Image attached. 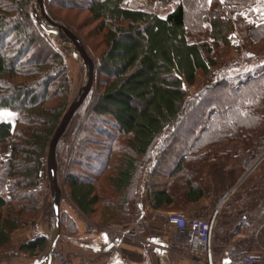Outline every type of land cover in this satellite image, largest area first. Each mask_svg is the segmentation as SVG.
<instances>
[{
	"label": "trees",
	"instance_id": "1",
	"mask_svg": "<svg viewBox=\"0 0 264 264\" xmlns=\"http://www.w3.org/2000/svg\"><path fill=\"white\" fill-rule=\"evenodd\" d=\"M31 1L0 0V111L15 114L14 124L0 121V146L11 150L0 156V252L40 218L44 159L69 108L65 59L33 18ZM52 4L87 12L103 35L95 63L102 90L77 110L81 128L64 175L62 199L84 217L104 227L123 223L144 176L154 210H185L202 201L211 165L237 164V149L256 145L264 132V64L195 97L187 89L218 66L216 48H229L234 34L258 47L254 64L261 61L264 0H176L165 16L125 0ZM199 36L207 39L190 40ZM61 226L76 231L65 212ZM48 247L40 235L19 248L46 257Z\"/></svg>",
	"mask_w": 264,
	"mask_h": 264
},
{
	"label": "crops",
	"instance_id": "2",
	"mask_svg": "<svg viewBox=\"0 0 264 264\" xmlns=\"http://www.w3.org/2000/svg\"><path fill=\"white\" fill-rule=\"evenodd\" d=\"M244 171L240 162L211 165L206 171L202 201L182 211L154 210L148 196L149 177L141 178L137 197L129 203L127 218L123 223L109 227L87 219L64 200L61 210L74 220L76 231L61 230L52 264H243L236 262L231 247L236 245L247 253L260 252L254 234L264 219V165L260 172H255V178L242 187ZM230 192L232 194L218 218L212 241V260L192 246L177 242L183 234L168 223V214L180 212L189 219H210ZM141 228L143 236L138 234ZM53 230L54 216L52 220L51 213L45 209L38 221L13 233L12 246L20 247L40 235L45 236L50 244ZM23 254L20 258L5 260L3 264L46 262L43 254Z\"/></svg>",
	"mask_w": 264,
	"mask_h": 264
},
{
	"label": "rangeland",
	"instance_id": "3",
	"mask_svg": "<svg viewBox=\"0 0 264 264\" xmlns=\"http://www.w3.org/2000/svg\"><path fill=\"white\" fill-rule=\"evenodd\" d=\"M125 0V6L133 9H142L149 12H154L158 15L165 16L169 11L172 10L174 5L176 4V0H169L165 2L164 0ZM52 2H56V0H43V11L45 12L46 17L53 24L43 16L42 10L40 7V3L38 0L31 1L30 11L33 18L38 22L40 27L44 30V32L50 37L51 44L55 50L59 51L65 59L67 68H68V76L70 80V94H69V108L70 106L80 99L85 92L88 80H89V66L84 61L82 56L77 51L74 44L70 41H67V37L63 33L62 27L67 28L71 32H73L81 41L84 46L86 53L93 60L94 66L97 61L98 56L104 51V47L102 45V34L97 30L98 23L92 21L89 14L83 11H75L68 10L63 11L57 7H54ZM200 39H207L206 36H199L196 38H190L191 41H197ZM242 47V51L240 53L237 52L238 47ZM256 46H250L249 41L246 38L240 36L239 34H234L232 38V44L230 47L225 48H216L215 57L218 61V66L214 68L210 74L208 75H200L198 79V83L196 86L187 89V95L189 97L198 96L205 89L213 86L222 78H240L241 74H247L248 72L254 71L255 65H263L264 64V55L259 57V63L254 64V61L258 59L257 55L254 52H257ZM260 49V48H259ZM258 49V50H259ZM96 68V66H95ZM253 68V69H252ZM103 76L95 70L94 74V82L91 88L93 90V94H97L102 90L101 83L103 80ZM90 91V92H91ZM68 108V109H69ZM205 107L202 109L204 111ZM81 119L82 113L76 112L71 122L69 123L65 133L60 139L58 145L59 148L56 149V167H57V178L58 184L62 189V193H65L64 188V175L68 167L70 166V162L72 159V151L74 150L76 139L78 136V132L81 128ZM0 121H8L11 124L15 122V114L8 111H0ZM95 138L104 141V138L99 134L95 133ZM264 140V132L256 142L255 146L237 149V155L240 157L239 162L244 167L243 181L242 187L246 186L248 183L255 178L257 172H260V168L264 165V161L260 164L254 173L246 176V168L243 165L242 161L245 157L244 152L248 149L250 150H258L262 147V141ZM58 147V146H57ZM49 153V151H48ZM48 153L45 156L44 162L45 166L42 171L41 177V185H40V206H41V215L42 217L45 209L52 215L53 220V211L51 206V190H50V181L48 177V169H47V157ZM11 154L10 145L0 146V156L5 157ZM144 178H148V176H144ZM250 178V179H249ZM248 180V181H247ZM240 182V184H241ZM239 186V185H238ZM232 192V191H231ZM62 194V197H63ZM65 199H62L61 202H64ZM64 212V211H63ZM62 213V210H61ZM40 218L34 220L38 221ZM62 230V228H61ZM69 232V231H68ZM13 245V244H12ZM10 250H20L19 246H12L6 250L1 251L0 253H6V251ZM22 253H25L21 251ZM47 257V256H46ZM45 257V260H46Z\"/></svg>",
	"mask_w": 264,
	"mask_h": 264
},
{
	"label": "built area",
	"instance_id": "4",
	"mask_svg": "<svg viewBox=\"0 0 264 264\" xmlns=\"http://www.w3.org/2000/svg\"><path fill=\"white\" fill-rule=\"evenodd\" d=\"M244 155L245 157L242 163L246 168L247 176L254 173L255 169L264 161V140L262 141V147H260V149L256 151L248 149L244 152ZM231 194L230 192V194L226 196L210 219H189L185 214L180 212L168 214V223L175 226L183 234V237H178L177 242L192 246L206 255L209 261L212 260V241L218 228V218L221 214L223 205ZM138 234L143 236L144 230L141 228ZM254 235L259 244L260 252L247 253V251L241 250L240 247L234 245L231 247V254L235 256L236 262H241L243 264H264V219L260 222ZM23 255L24 254L19 250H10L3 254L0 253V264H3L5 260L20 258Z\"/></svg>",
	"mask_w": 264,
	"mask_h": 264
},
{
	"label": "water",
	"instance_id": "5",
	"mask_svg": "<svg viewBox=\"0 0 264 264\" xmlns=\"http://www.w3.org/2000/svg\"><path fill=\"white\" fill-rule=\"evenodd\" d=\"M38 1L40 3L43 16H45V18L48 20V18L45 15V12L43 11V0H38ZM49 22L50 24L57 26L53 24L51 21ZM62 30L68 39L67 41H70L72 44L75 45L79 54L82 56L84 61L88 64L89 80H88L87 88L85 92L83 93L82 97L78 99L77 101H75L70 106L66 114L64 115L62 122L59 128L57 129L56 133L54 134L52 141L50 143V147H49V153L47 157V169H48V177L50 181V190H51V206H52V211L54 215V230H53V234H52L51 241L49 244L45 264H52V260L55 254V249H56V246L61 236V228H62L61 226V200H62L63 193H62V189L60 188L58 184V178H57V167L55 164L56 163V149H57L60 139L65 133L75 113L77 112L79 107L82 105V103L84 102L88 94L90 93L91 88L93 86L94 74H95L94 62L86 53V50L84 46L82 45L81 41L79 40V38L67 28L62 27Z\"/></svg>",
	"mask_w": 264,
	"mask_h": 264
},
{
	"label": "bare ground",
	"instance_id": "6",
	"mask_svg": "<svg viewBox=\"0 0 264 264\" xmlns=\"http://www.w3.org/2000/svg\"><path fill=\"white\" fill-rule=\"evenodd\" d=\"M95 81V80H94ZM65 115V114H64ZM208 219V218H207Z\"/></svg>",
	"mask_w": 264,
	"mask_h": 264
}]
</instances>
